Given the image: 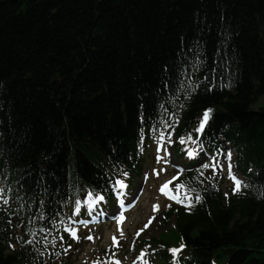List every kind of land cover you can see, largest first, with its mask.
<instances>
[{
    "label": "trees",
    "instance_id": "trees-1",
    "mask_svg": "<svg viewBox=\"0 0 264 264\" xmlns=\"http://www.w3.org/2000/svg\"><path fill=\"white\" fill-rule=\"evenodd\" d=\"M185 59L199 65L190 94L177 87ZM262 99L264 0H0V181L9 199L0 206V264H75L57 235L71 199L140 173L169 112L177 137L198 140L208 108L200 141L210 153L229 144L241 190L226 197L219 171L190 168L183 177L202 199L191 211L172 207L174 235L150 244L166 257L184 242L183 264H264ZM197 157L189 164L204 152Z\"/></svg>",
    "mask_w": 264,
    "mask_h": 264
},
{
    "label": "snow or ice",
    "instance_id": "snow-or-ice-1",
    "mask_svg": "<svg viewBox=\"0 0 264 264\" xmlns=\"http://www.w3.org/2000/svg\"><path fill=\"white\" fill-rule=\"evenodd\" d=\"M195 47H196V45H193V48H195ZM189 54L194 58V60H196V61L199 60V56H198V54L195 51H191L190 50V53H188L186 55H189ZM184 64H189L190 67L192 68L193 72L192 73H188L187 71H185L184 70ZM198 67H199L198 63L190 62L189 60L185 59L184 63L180 65L181 75L184 78L182 80L178 81L177 87L179 88L181 86H184V91L186 93H188V94H190L191 91H195L197 88H199L200 84L193 83V79H192V75L194 74L195 70L198 69ZM165 71H167V68H165ZM204 82L207 84V89L206 90H208V91H211L213 88L216 87V84L214 82H212V81H209L208 77H204ZM167 86H168L167 80H165L164 87L167 88ZM166 102H168V101H166ZM160 107L164 108V105L161 104ZM164 110L167 111L166 108ZM213 111L214 110L211 109V108H208V109L205 110V113H204V116H203V120L199 124L198 128L195 130L200 135H203L204 130H205V126L208 124L209 119H210L211 114H212ZM169 117H170L172 123H169L168 121L161 120L160 122H161L163 127L170 128V127L173 126V124H175L177 122V118L175 116V112L174 111L173 112H169ZM151 131L153 133H155V131H156L155 125H153ZM160 135H161V137H163L164 132L161 131ZM186 142H190L191 144L196 145V147L187 150V155L189 157H195V155L198 152H205L204 144L200 140L191 139V134H189V137H188L187 141L184 138H181V143H186ZM209 145H211L210 141H209ZM205 156L208 159H210L212 162H211V164H209L208 162H203L201 164V167L203 169L211 168V170H212V172L214 174H216L218 171H223V164L219 162V158L220 157H224L228 161L229 178L235 181V187L232 190L233 193L238 192V191L241 190V181L239 179H237L235 175L232 174L233 164H232L231 148L228 149L226 154L224 153V150L222 148H219L214 153L205 152ZM127 175H128V173L124 172V176L127 177ZM201 175H203V173H201ZM125 187H126V185H125L124 181L120 180V179L115 180V183L112 184V188L114 190H118V189L125 188ZM181 187H184V185H181ZM41 189H42V191H45V192L47 191V188L45 186H43V185H41ZM167 190H168V184L165 183L162 186V188L160 189V191L164 192V193H167ZM3 193H4V189H0V199H3ZM38 195H39V193H37V196ZM227 195L228 194L225 193L226 197H227ZM172 199H176V198L172 197ZM195 199H196L197 202H199L202 199V197L196 196ZM190 201H191V197L189 198V202L184 205L186 207V209H190L192 207V204H191ZM4 202L7 203L8 201L5 200ZM100 202H105L106 203V195L103 194V190H102V193L100 195H98L97 197H93V194L91 192L88 193L86 203H87L89 211H95L96 205L99 204ZM44 203L45 202L43 200L39 201V204H41V205L44 204ZM76 203H77V213H79L81 202L77 201ZM168 207H171V205H168ZM158 209H159V205H154V210L158 211ZM117 212H119V209H117ZM122 219H123V216H121V220ZM162 219H165V217H163L161 215L159 217V219L157 220V222H159V220H162ZM42 231H44V233H45L44 236H43V241L45 243V246H47V244L49 242L48 233L50 232V229H43ZM73 235H75V233H73ZM55 239H56L55 237H52L53 246H55V244H54ZM60 239L63 240V236H61ZM87 239H92V237L88 236ZM113 240H114V242H116V238L115 237H113ZM28 243H32V241H28ZM12 247H14V245H12ZM69 247H70V245H69ZM183 247H185V246H182V248ZM182 248L181 249H175V248L171 249V252L172 253H178L179 251L182 250ZM97 264H98V262H97ZM115 264H119V262H115ZM145 264H147V262H145ZM174 264H178V261H174Z\"/></svg>",
    "mask_w": 264,
    "mask_h": 264
},
{
    "label": "rangeland",
    "instance_id": "rangeland-1",
    "mask_svg": "<svg viewBox=\"0 0 264 264\" xmlns=\"http://www.w3.org/2000/svg\"><path fill=\"white\" fill-rule=\"evenodd\" d=\"M259 105H264V99L261 100ZM139 185L142 187L141 182H139ZM159 200L160 198L157 197L155 188H153L152 184L151 187H148V193L145 194L137 210L131 215L128 223L123 225V230H125L126 234L123 247L129 252V264H133L134 258H136L140 252L137 251L138 248L135 247L134 242L137 231L141 227L145 229L143 230L144 234L141 237L136 238V244L137 240L139 239L155 238L161 235L163 232L165 233L169 230L173 231L175 228L174 220H171L165 227H162L163 219L157 222L159 217L162 215V212L160 213L159 209L158 211L154 210V205H159ZM103 210H106L104 206ZM115 212L116 210H112L110 214H114ZM88 213L91 214V212ZM92 213H96V209L95 211H92ZM103 230L104 229H100L96 233H93V235H89L92 237V239H87L88 236L84 235L80 242H76L75 251L72 254V259L75 261V263L85 264V261L90 259V257L104 251V247L108 248L111 246V240L113 239L112 234H117L116 230L118 229L108 225L105 231ZM173 244L179 246L180 248L184 246V244L178 239L175 240ZM119 257L125 258L126 253L122 251L121 256ZM227 260V258L218 259L215 264H226Z\"/></svg>",
    "mask_w": 264,
    "mask_h": 264
},
{
    "label": "bare ground",
    "instance_id": "bare-ground-1",
    "mask_svg": "<svg viewBox=\"0 0 264 264\" xmlns=\"http://www.w3.org/2000/svg\"><path fill=\"white\" fill-rule=\"evenodd\" d=\"M168 223V222H167ZM166 224V223H165ZM165 224H163L162 226H164ZM175 227H176V224H175ZM164 233V232H163Z\"/></svg>",
    "mask_w": 264,
    "mask_h": 264
}]
</instances>
